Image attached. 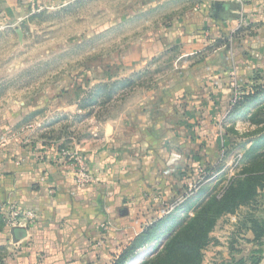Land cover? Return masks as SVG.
<instances>
[{
	"label": "crops",
	"instance_id": "1",
	"mask_svg": "<svg viewBox=\"0 0 264 264\" xmlns=\"http://www.w3.org/2000/svg\"><path fill=\"white\" fill-rule=\"evenodd\" d=\"M137 1L131 20L152 27L154 15L168 18L131 46L133 70L171 49L182 65L99 121L93 137L76 141L96 176L92 185L75 188L58 154L67 146L63 138L32 133L25 109L0 114V202L12 200L36 214L29 229L0 235L4 264H113L127 251L128 262L134 260L135 238L167 219L197 164L217 159V123L229 110L231 72L244 88L264 84V0ZM30 9L29 0H0V31L18 26ZM241 16L245 24L238 29ZM253 213L264 218V202ZM226 220L230 244L223 246L215 227L208 264H264V235L254 241L239 213Z\"/></svg>",
	"mask_w": 264,
	"mask_h": 264
},
{
	"label": "rangeland",
	"instance_id": "2",
	"mask_svg": "<svg viewBox=\"0 0 264 264\" xmlns=\"http://www.w3.org/2000/svg\"><path fill=\"white\" fill-rule=\"evenodd\" d=\"M137 3L65 0L45 5L18 26L1 30L0 114L25 109L32 133L63 138L62 145L74 147L79 139L94 136L99 121L116 116L123 105L177 73L182 64L176 49L163 51L151 65L133 70L131 46L149 33L147 29L168 18L154 15L152 27L144 20L136 22V17L131 20V8ZM251 88L253 93L217 123V159L196 165L178 204L153 229L151 244L145 242L132 253V258H139L134 264L150 258L175 228L203 207L231 205L221 199L247 176L263 186L255 205L264 202V84ZM249 209L242 206L235 213L246 215ZM228 215L221 213L215 224L224 247L230 244ZM215 227L201 250L200 264L212 262L209 249Z\"/></svg>",
	"mask_w": 264,
	"mask_h": 264
},
{
	"label": "trees",
	"instance_id": "3",
	"mask_svg": "<svg viewBox=\"0 0 264 264\" xmlns=\"http://www.w3.org/2000/svg\"><path fill=\"white\" fill-rule=\"evenodd\" d=\"M262 187L254 176H247L235 185H231L221 199V201L232 202L231 205L223 208L215 202V205H219L218 208L213 205L214 203L211 206L203 207L201 211L188 217L175 228L164 239L162 246L140 264H200L202 261L201 250L207 243L209 232L215 227L217 217L223 212L234 214L242 206L252 208L249 209V213L243 214V217L250 224V229L254 233V241H259L264 235V218L255 217L253 212L259 206V204L255 205V199ZM158 224L159 221L155 222L146 232L137 236L134 241L135 245L130 248L129 252L147 242ZM234 237L235 239L231 243L237 240L236 235ZM128 254V251L121 254L113 264H127L130 256Z\"/></svg>",
	"mask_w": 264,
	"mask_h": 264
},
{
	"label": "built area",
	"instance_id": "4",
	"mask_svg": "<svg viewBox=\"0 0 264 264\" xmlns=\"http://www.w3.org/2000/svg\"><path fill=\"white\" fill-rule=\"evenodd\" d=\"M74 1V0H67ZM31 9L29 13H33L43 8L42 5H36L34 0H29ZM245 24L243 17L241 16L238 23V29L242 28ZM230 90L231 96L229 99V109L238 106L245 98L246 95L253 93V89L244 88L243 85L236 77L235 70L231 72L230 76ZM0 141V149H1ZM58 154L61 164L72 171L74 178V185L76 189H81L90 186L94 183L96 176L90 171L86 157L75 147L64 146L59 147ZM176 203L169 205L167 212H169ZM36 218V214L24 209L15 201L6 200L0 202V235L2 233L10 232L15 229L21 228L24 230L29 229L30 225ZM12 240L7 237V242ZM14 245V243H12ZM0 264H4L0 256Z\"/></svg>",
	"mask_w": 264,
	"mask_h": 264
},
{
	"label": "bare ground",
	"instance_id": "5",
	"mask_svg": "<svg viewBox=\"0 0 264 264\" xmlns=\"http://www.w3.org/2000/svg\"><path fill=\"white\" fill-rule=\"evenodd\" d=\"M138 259H139V258H137V260H136V259L131 260V261H129L127 264H134V262L136 263V262L138 261Z\"/></svg>",
	"mask_w": 264,
	"mask_h": 264
}]
</instances>
